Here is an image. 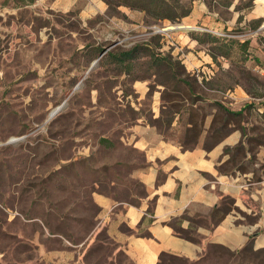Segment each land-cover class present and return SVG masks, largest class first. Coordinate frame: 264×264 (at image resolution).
I'll list each match as a JSON object with an SVG mask.
<instances>
[{
    "label": "rangeland",
    "instance_id": "rangeland-1",
    "mask_svg": "<svg viewBox=\"0 0 264 264\" xmlns=\"http://www.w3.org/2000/svg\"><path fill=\"white\" fill-rule=\"evenodd\" d=\"M3 6L10 11L0 15V264H133L97 229L100 209L93 197L142 195L131 178V162L142 165V155L120 139L125 125L146 118L153 86L148 95L133 89L146 79L141 58L148 51H138L129 74L117 69L115 58L145 44L152 55H196L201 48L189 42L180 19L155 21L117 8L85 21L77 11L58 13L47 3L23 9L19 0H0ZM206 6L229 20L226 10ZM189 7L184 1L177 15ZM252 7V0L236 5L246 12ZM240 28L230 32L243 33ZM262 70L260 77L242 72L260 93ZM162 259L160 264H264V252L212 248L195 263Z\"/></svg>",
    "mask_w": 264,
    "mask_h": 264
},
{
    "label": "crops",
    "instance_id": "crops-1",
    "mask_svg": "<svg viewBox=\"0 0 264 264\" xmlns=\"http://www.w3.org/2000/svg\"><path fill=\"white\" fill-rule=\"evenodd\" d=\"M19 1L23 9L47 3L58 13L77 11L85 21L108 10L102 0ZM184 1L190 7L181 29L200 54L142 56L146 79L133 89L148 95L153 86L147 116L125 125L120 139L142 155V165L131 162V178L143 193L93 197L100 209L97 229L133 264H160L165 257L195 263L212 248L264 252V93L242 77L243 71L260 77L264 70V24L257 25L264 19V0H252L247 12L236 9L239 0H212L229 20L205 0ZM125 9L130 10H117ZM9 11L3 6L0 15ZM237 24L243 31L238 35L230 32ZM192 26L240 39L204 42L190 37Z\"/></svg>",
    "mask_w": 264,
    "mask_h": 264
},
{
    "label": "trees",
    "instance_id": "trees-1",
    "mask_svg": "<svg viewBox=\"0 0 264 264\" xmlns=\"http://www.w3.org/2000/svg\"><path fill=\"white\" fill-rule=\"evenodd\" d=\"M107 6L108 9H117L118 7H126L133 11L143 12L148 17L152 18L155 21H177L182 17L188 14V9L183 14L177 15L176 10L180 7L181 3L184 0H102ZM212 0H205V3H210ZM206 3V4H207ZM212 3V2H211ZM199 31H192V33H196V37L199 40L205 41V37L209 39L208 43H213L216 40H231L232 38L222 37L224 35H228L226 30L217 31L215 33L208 31L206 32L204 28L198 29ZM224 33V34H223ZM205 34V35H204ZM143 47V48H142ZM135 46L131 50L122 53L120 56L115 58V62H117V69H121L120 72L128 74L132 70L133 61L138 58V51H148L146 56L152 55V51L149 48L144 46ZM145 48V49H144ZM139 51V52H141ZM225 53V52H224ZM107 54V53H106ZM145 56V55H144ZM262 74H264V70H262ZM248 250V248L246 249Z\"/></svg>",
    "mask_w": 264,
    "mask_h": 264
},
{
    "label": "built area",
    "instance_id": "built-area-1",
    "mask_svg": "<svg viewBox=\"0 0 264 264\" xmlns=\"http://www.w3.org/2000/svg\"><path fill=\"white\" fill-rule=\"evenodd\" d=\"M224 36H228V35H224ZM262 77L264 78V74H262ZM263 99H264V97H263Z\"/></svg>",
    "mask_w": 264,
    "mask_h": 264
},
{
    "label": "bare ground",
    "instance_id": "bare-ground-1",
    "mask_svg": "<svg viewBox=\"0 0 264 264\" xmlns=\"http://www.w3.org/2000/svg\"><path fill=\"white\" fill-rule=\"evenodd\" d=\"M173 29V28H172ZM175 29V28H174Z\"/></svg>",
    "mask_w": 264,
    "mask_h": 264
},
{
    "label": "water",
    "instance_id": "water-1",
    "mask_svg": "<svg viewBox=\"0 0 264 264\" xmlns=\"http://www.w3.org/2000/svg\"><path fill=\"white\" fill-rule=\"evenodd\" d=\"M264 27V26H263Z\"/></svg>",
    "mask_w": 264,
    "mask_h": 264
}]
</instances>
